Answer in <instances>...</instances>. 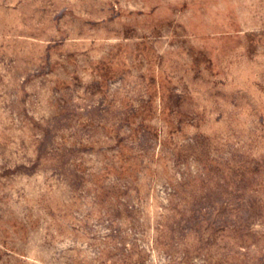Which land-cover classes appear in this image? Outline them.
<instances>
[{"label":"rangeland","instance_id":"1","mask_svg":"<svg viewBox=\"0 0 264 264\" xmlns=\"http://www.w3.org/2000/svg\"><path fill=\"white\" fill-rule=\"evenodd\" d=\"M0 264H264V0H0Z\"/></svg>","mask_w":264,"mask_h":264}]
</instances>
